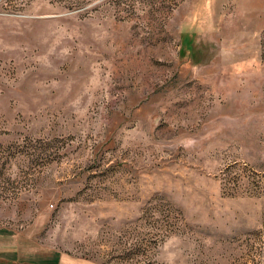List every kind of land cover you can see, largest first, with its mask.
<instances>
[{
	"label": "rangeland",
	"instance_id": "rangeland-1",
	"mask_svg": "<svg viewBox=\"0 0 264 264\" xmlns=\"http://www.w3.org/2000/svg\"><path fill=\"white\" fill-rule=\"evenodd\" d=\"M7 245L264 264V0H0Z\"/></svg>",
	"mask_w": 264,
	"mask_h": 264
},
{
	"label": "crops",
	"instance_id": "crops-1",
	"mask_svg": "<svg viewBox=\"0 0 264 264\" xmlns=\"http://www.w3.org/2000/svg\"><path fill=\"white\" fill-rule=\"evenodd\" d=\"M0 258L6 259L9 262H16L17 256H16V249L14 246L7 245V246H0ZM60 260V259H59ZM61 264H93L89 260H82L77 258H67L63 257L61 258Z\"/></svg>",
	"mask_w": 264,
	"mask_h": 264
}]
</instances>
